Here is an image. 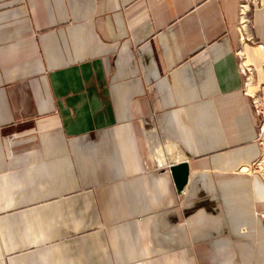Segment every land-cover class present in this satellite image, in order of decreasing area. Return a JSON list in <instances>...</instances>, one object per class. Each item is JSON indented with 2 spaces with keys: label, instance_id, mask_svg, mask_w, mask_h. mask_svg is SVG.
Wrapping results in <instances>:
<instances>
[{
  "label": "crops",
  "instance_id": "crops-1",
  "mask_svg": "<svg viewBox=\"0 0 264 264\" xmlns=\"http://www.w3.org/2000/svg\"><path fill=\"white\" fill-rule=\"evenodd\" d=\"M243 1L0 0V264H264Z\"/></svg>",
  "mask_w": 264,
  "mask_h": 264
},
{
  "label": "built area",
  "instance_id": "built-area-1",
  "mask_svg": "<svg viewBox=\"0 0 264 264\" xmlns=\"http://www.w3.org/2000/svg\"><path fill=\"white\" fill-rule=\"evenodd\" d=\"M257 4V0H244L240 5V19L238 25V32L241 44L245 43H255V37L253 36V22L251 19V7ZM244 74L246 76L247 84L250 83L252 77V68L243 65ZM253 103L257 106L260 105L261 101L259 97L254 96ZM263 129V128H262ZM261 164H259L260 166Z\"/></svg>",
  "mask_w": 264,
  "mask_h": 264
},
{
  "label": "water",
  "instance_id": "water-1",
  "mask_svg": "<svg viewBox=\"0 0 264 264\" xmlns=\"http://www.w3.org/2000/svg\"><path fill=\"white\" fill-rule=\"evenodd\" d=\"M173 176L179 190H183L188 182V165L180 164L172 167Z\"/></svg>",
  "mask_w": 264,
  "mask_h": 264
}]
</instances>
